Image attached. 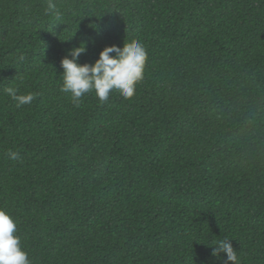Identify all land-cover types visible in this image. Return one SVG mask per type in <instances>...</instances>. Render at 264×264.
Here are the masks:
<instances>
[{
    "label": "trees",
    "instance_id": "16d2710c",
    "mask_svg": "<svg viewBox=\"0 0 264 264\" xmlns=\"http://www.w3.org/2000/svg\"><path fill=\"white\" fill-rule=\"evenodd\" d=\"M54 2L0 0V208L32 264H224L223 238L264 264V0ZM133 38L131 99L61 91L69 49Z\"/></svg>",
    "mask_w": 264,
    "mask_h": 264
},
{
    "label": "clouds",
    "instance_id": "9594fccd",
    "mask_svg": "<svg viewBox=\"0 0 264 264\" xmlns=\"http://www.w3.org/2000/svg\"><path fill=\"white\" fill-rule=\"evenodd\" d=\"M46 12L59 10L54 0H48ZM86 51V45L73 47L61 60L63 84L61 91L70 93L72 103L79 107L82 97L94 91L101 103L109 99L110 92L116 90L124 99H131L136 93V86L145 76L148 52L137 39L118 45L105 46L94 63L79 62V57ZM114 54V55H113ZM7 94L16 101L17 106L30 104L33 93L18 94L15 87H8ZM7 157L19 159V154L9 150ZM17 222L3 208H0V264H32L29 255L22 247L17 234ZM226 254L224 264H240L237 250L228 238L219 240L212 249V255L221 257Z\"/></svg>",
    "mask_w": 264,
    "mask_h": 264
}]
</instances>
